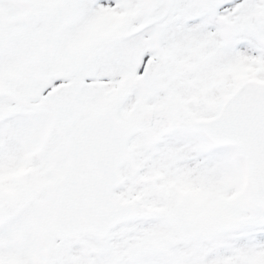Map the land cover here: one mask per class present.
<instances>
[{
    "label": "snow or ice",
    "instance_id": "snow-or-ice-1",
    "mask_svg": "<svg viewBox=\"0 0 264 264\" xmlns=\"http://www.w3.org/2000/svg\"><path fill=\"white\" fill-rule=\"evenodd\" d=\"M0 264H264V0H0Z\"/></svg>",
    "mask_w": 264,
    "mask_h": 264
}]
</instances>
